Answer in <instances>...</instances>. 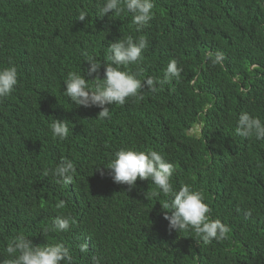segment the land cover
I'll use <instances>...</instances> for the list:
<instances>
[{
    "label": "trees",
    "instance_id": "trees-1",
    "mask_svg": "<svg viewBox=\"0 0 264 264\" xmlns=\"http://www.w3.org/2000/svg\"><path fill=\"white\" fill-rule=\"evenodd\" d=\"M152 1L153 17L140 32L126 11L98 17L104 0L0 1V37L6 35L0 41V69L26 60L25 70L16 67L15 90L0 101V264L6 248L2 237L18 235L34 246L63 244L72 264H93L94 257L99 264L262 263L264 139L242 137L236 126L242 112L264 123L263 0ZM81 11L88 13L83 22ZM120 28L133 38L146 35L151 49L119 70L142 83L152 78L155 91L144 87L139 102L128 98L124 105H106L110 118L105 119L98 116L99 108L72 104L64 95V81L78 72L95 87L82 53L101 63L103 79V65L111 64L108 45L120 40L112 30ZM67 45L74 48L69 53ZM217 55L221 59L214 62ZM173 58L181 59L185 86L180 94L200 91L181 106L163 95L171 83H160ZM178 113L187 128L168 132L162 122ZM53 119L67 121L65 140L53 136ZM197 122L204 124L201 134L187 135ZM121 142L164 155L174 165V188L187 184L200 192L210 219L228 226L227 238L204 245L193 231L170 230L163 218L167 198L151 195V180L138 178L131 190L109 185L95 192L76 182L56 183L53 170L72 154L68 147L94 151ZM99 158L97 153L76 156L79 162ZM27 185L33 186L32 194L24 200ZM214 187L219 190L213 198L208 191ZM61 202L64 207L58 208ZM74 213H82L86 224L44 231L57 216L80 220ZM85 243L88 250L81 253Z\"/></svg>",
    "mask_w": 264,
    "mask_h": 264
},
{
    "label": "clouds",
    "instance_id": "clouds-1",
    "mask_svg": "<svg viewBox=\"0 0 264 264\" xmlns=\"http://www.w3.org/2000/svg\"><path fill=\"white\" fill-rule=\"evenodd\" d=\"M174 3L176 7L177 3L175 1ZM153 8L154 2L152 0H104L103 5L98 9V17L102 18L109 12L119 14L126 11L132 16V21L129 20L130 23L137 32H140L147 29L146 25L153 17ZM86 17H88V13L81 11L78 20L83 22ZM112 33H117L120 40L108 45V59L111 64L103 65V79L99 74L102 67L101 63L92 57H88L87 53H82L87 57V75L89 79L93 77L91 82H95V87L89 84L84 75L78 72L69 73L64 81V95L69 98L72 104L84 108H99L98 116L105 119L110 118V111L106 105H124L128 98H134L139 102L143 99L139 90L144 87L155 91V81L152 78H147L142 83L128 72L119 70L120 66L138 63L143 51L151 49L146 48L147 40L145 38L147 36L139 34L133 38L129 36L130 31L126 28L114 29ZM5 37L6 35L0 37V41H4ZM67 48H71V46L67 45ZM72 49L74 48L68 50L67 53L71 52ZM4 54H6V50L2 52V55ZM220 59L221 56L217 55L214 62H218ZM16 60L8 63L10 64L8 67L0 69V101L9 97L15 90V86L18 84L17 68L20 70L26 68V60L16 64V66L12 65L11 63ZM186 62L188 73L191 62L188 58ZM165 65L164 78L160 83L169 81L171 86L167 89L168 91L163 92L164 96L181 106L200 94L199 89H195L194 93L180 94L185 86V83L180 81L181 59L173 58ZM41 67L40 64L36 66L37 72ZM254 68L256 66L251 67L252 70ZM194 82L195 79L192 80L191 84ZM161 126L170 132L176 127L187 128V121L182 114L178 113L166 122H162ZM203 126V123H195L188 129L187 135L201 134ZM51 131L58 140H65L69 134L67 121L53 119ZM236 133L245 138L255 137L256 140H262L264 139V123L261 122L260 118L242 112L237 120ZM68 148L72 150V154L63 159L53 170L56 183L71 184L76 182L95 192L105 189L109 185L131 190L135 187L138 178L141 181L151 180L155 186L151 195L153 197L163 195L167 198L163 203V208L169 211H164L163 218L168 222L170 230L175 232L193 231L204 245L212 243L213 240L220 241L227 238L230 231L228 226L218 219H210L211 210L203 202L200 192L193 190L187 184L182 185L179 190L174 188L171 183L174 165L168 162L161 153L155 150L138 151L122 142L102 145L94 151L87 147L83 152H78L71 147ZM92 153L99 154L100 158L88 159L84 162L76 160V156L79 154ZM32 188L33 186L30 185L25 186L21 198L27 200L32 194ZM217 190H219L218 187H214L208 191V195L213 197ZM57 207H64L63 202ZM114 208L120 211L121 206ZM74 214L80 220L71 221V217L68 215L57 216L52 221L51 226L46 227L44 231L65 232L70 228V225L86 224V218L82 213ZM107 224H109L108 221ZM113 225L114 221L111 222L110 228ZM2 238L6 241V248L1 264H72L73 257L69 249L61 243L34 246L25 235H18L12 239ZM79 250L81 253L86 252L88 245L86 243L81 244ZM93 264H99V260L95 257ZM261 264H264V257Z\"/></svg>",
    "mask_w": 264,
    "mask_h": 264
}]
</instances>
